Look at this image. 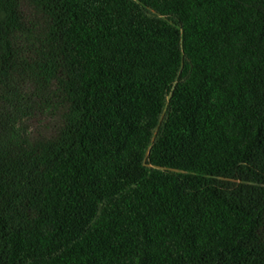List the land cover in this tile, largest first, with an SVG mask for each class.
<instances>
[{"label":"trees","instance_id":"16d2710c","mask_svg":"<svg viewBox=\"0 0 264 264\" xmlns=\"http://www.w3.org/2000/svg\"><path fill=\"white\" fill-rule=\"evenodd\" d=\"M0 264H264V0H0Z\"/></svg>","mask_w":264,"mask_h":264}]
</instances>
